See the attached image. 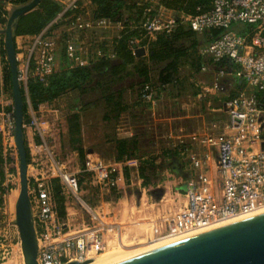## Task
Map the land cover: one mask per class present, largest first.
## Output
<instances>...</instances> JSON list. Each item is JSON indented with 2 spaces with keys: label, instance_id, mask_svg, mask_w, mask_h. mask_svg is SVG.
I'll list each match as a JSON object with an SVG mask.
<instances>
[{
  "label": "built area",
  "instance_id": "2783aa9c",
  "mask_svg": "<svg viewBox=\"0 0 264 264\" xmlns=\"http://www.w3.org/2000/svg\"><path fill=\"white\" fill-rule=\"evenodd\" d=\"M54 1L61 7L55 20L40 34L23 36L25 39L16 49L18 82L23 84L25 90L29 78L45 83L50 75L59 70L62 52L70 68L87 65L90 56L95 59L114 58L112 42H108L101 32L114 27L122 30L127 22L93 19L83 0ZM196 12L181 14L188 29L197 34L213 29L222 30L215 40L199 48V54L211 60L215 74L211 87L204 88V92H223L225 87L222 80L226 81V78L241 81L248 90L224 97L220 112L226 114V122H212L208 131L189 134L175 147L178 152L187 154L190 171L195 176L183 191L182 206L166 213L164 229L154 226L156 239L188 234L264 208V101L260 103L254 94L256 90L264 93V0H212L208 9L201 11L198 7ZM144 15L147 16L144 21L137 25L130 23V26L144 31L142 38L148 42L154 41L161 33L171 32L178 24L173 11L162 5L146 7ZM56 24L59 26L51 31ZM237 24L244 25V28L233 31L231 27ZM58 32H62L61 36ZM140 41L139 38H131L128 47L133 53L143 48L146 54L147 48ZM101 42L106 43L103 49L99 47ZM22 49H26V54L19 67ZM220 63H227L230 67L225 64L219 67ZM208 68L203 65L200 71L206 72ZM169 87L170 84H147L141 90L140 99L154 105L155 100L161 98ZM13 128L14 124L11 123L9 129ZM195 144L203 148L199 155L189 151V146ZM33 150L43 153L45 161L41 156L35 159ZM211 150L217 154V181H213L206 172ZM29 152L30 161L36 166L48 163L46 170L42 166L37 170L29 190L37 235L38 264L88 261L89 252L94 250L97 253L105 249L101 236L103 227L69 230L68 225L58 217L49 188L50 181L58 179L66 192L75 196L81 188L78 179L48 156L45 143H34ZM117 167L118 163H97L92 169L93 183L116 191L123 182L128 181L123 170ZM216 182L219 189L215 192L213 184Z\"/></svg>",
  "mask_w": 264,
  "mask_h": 264
},
{
  "label": "rangeland",
  "instance_id": "374dc122",
  "mask_svg": "<svg viewBox=\"0 0 264 264\" xmlns=\"http://www.w3.org/2000/svg\"><path fill=\"white\" fill-rule=\"evenodd\" d=\"M9 15L8 11L6 22ZM173 15L178 19L179 24L186 27L180 13L173 12ZM130 21L133 23L132 20ZM5 26L6 23L0 25L2 30L5 29ZM242 28L244 25L240 24L231 27L233 31ZM54 29L52 28L51 31ZM120 31L119 28L114 27L103 30L102 35L107 37V41L110 42ZM58 34L61 36L62 32H58ZM198 36L201 41L199 46L201 49L207 43L201 35ZM0 39L4 41V34H0ZM184 44L188 46L189 42L186 41ZM26 49H22L19 55V67L25 60ZM192 59L194 56L192 58L191 53H189L188 57L179 61V71L174 74V78H177V84L164 91L162 97L155 100L154 105L139 102L138 94L142 79L136 75L130 66L122 81L116 84L110 82L109 69H104L93 76L84 93L69 91L52 103L43 104L44 106L42 105L43 107L38 108L37 111L31 108L23 84H19L20 88L25 91L27 104L28 117L24 124L26 137L30 138L31 145L36 143L34 138H39L40 143H45L48 146V156L59 165H63L67 173L75 175L81 187L78 194L73 196L67 193L59 182L66 208L65 216L60 218L61 222L68 224L71 231L93 227H103L104 229L101 236L105 245L107 243V247L102 252L95 253L94 250L89 252L88 261L90 263L114 264L138 253L178 240L170 239L150 243L151 240L155 239L152 227L158 226L159 229H164L166 213L168 214L170 210L182 206L184 197L181 194L194 178L190 167L182 161L185 156L174 153L175 147H178L181 139L185 140L187 135L195 133L198 125L203 124L201 123L202 115L209 118L212 114L205 109L203 97L199 98L198 85L199 82L207 79L211 82L214 81L215 75L206 77L199 72H194L193 67H190ZM109 60L112 63L115 62L114 58ZM163 65L152 63L150 65V78L154 85L159 83L158 74L164 67ZM226 79L229 80V78ZM227 80H222V83H227ZM117 89H122L123 102L128 106V109L115 117L106 104L104 95L115 92ZM73 113L79 115V137L81 141L78 145H81L85 151L83 160L75 151L76 145L70 141L68 133L66 119ZM194 113L201 115L200 121L193 120L191 115ZM11 123L14 124L12 93L9 87L2 86L0 89V131L3 146L5 149H11L14 152L16 171L12 174L6 171L5 186L10 185L12 189L4 196V203L0 208V256L3 260L2 263L24 264L18 230L14 224L16 196L19 193V176L14 128L13 130L9 129ZM119 140H127L130 145L134 144L133 147L129 148L128 156H125L117 167L121 170L126 169L128 181L123 182L116 191L107 190L93 183L92 169L97 163L102 165L116 163L115 148ZM33 153L35 159L41 156L45 161L43 153H37L35 150ZM45 165H41L44 170H46ZM41 166H36L30 161L28 165L29 181H33ZM141 167L145 170L144 175L149 179L147 188L152 190L146 192L147 197L144 196L140 205L138 204L136 208L133 207L132 213L128 211L122 220L120 218L115 220L114 223L121 224L116 225L121 228L120 233H118L116 226L112 229L108 220L100 219L94 211H97L99 202L107 200L106 198L111 195V192H113L112 195L119 197L120 192L122 194L127 185L138 182L139 168ZM217 179V175L213 173L212 180L217 181ZM51 186L50 183V195L52 196ZM213 189L215 192L218 191L217 182L213 184ZM164 192L170 193L173 201L169 197L158 199L159 194ZM150 193L155 194V196L149 198ZM9 196H11L9 199L11 207L8 204ZM29 197L31 202L32 195L30 193ZM119 234L123 235L121 246L118 244Z\"/></svg>",
  "mask_w": 264,
  "mask_h": 264
},
{
  "label": "trees",
  "instance_id": "16d2710c",
  "mask_svg": "<svg viewBox=\"0 0 264 264\" xmlns=\"http://www.w3.org/2000/svg\"><path fill=\"white\" fill-rule=\"evenodd\" d=\"M29 1L31 0H0V24H5L6 17L8 16V11L5 9L4 3L11 4L13 7H19L27 4ZM85 1H88L92 5V9L90 8L89 12L93 19L106 18L112 22L127 21L125 22L123 29L111 40V48L115 55V62L112 63V61L105 58L95 59L93 56H90L87 65L70 68L62 52L59 57V70L50 75L45 83L38 81L36 78H29L27 81V96L30 100L31 108L34 111L38 110L39 105L52 103L69 91L84 93L93 76L107 68L109 69V74L111 76L110 82L116 84L122 81L123 76L128 73V67H132L136 75L142 79L141 88L138 94L139 102L147 103L140 99V93L145 85H154L150 78L151 63L164 64V67L158 74L159 83L154 86L170 84L171 87L177 84V78H174V74L179 71V61L182 58L188 57L189 53H191L192 58L194 56L190 65V67H193L194 72L200 71L203 65L212 66V62L209 58L203 57L199 54L201 41L198 35H201L204 41L208 44L215 40L221 34L222 30L213 29L203 32L202 34H197L179 24L177 19L178 24L171 32L161 33L157 35L154 41L148 42L146 39L142 38L144 31L130 26V20H132L133 24L137 25L138 22L144 21L147 18V16L144 15V9L148 6L147 0ZM211 1L212 0H161L159 4L174 13L189 15L196 14V8L198 7H200L201 11H205L208 9ZM60 11V5L54 0H41L34 8L22 14L15 20L13 25L12 32L14 46L15 37L40 34L44 29L51 25ZM153 14L154 12L151 16ZM58 26L59 25L56 24L52 28ZM131 38L141 39L140 44L147 48V52L144 56H135L128 47V42ZM186 41L189 42L188 46H185L184 44ZM105 46V42L99 44V47L102 49ZM1 64L0 89L4 86L9 87L11 91V74L6 59L3 39H0V65ZM224 64L227 67H230L229 64ZM224 64L220 63L218 66L222 67ZM20 90L23 99L24 125L25 120L28 117L27 104L25 91L21 88ZM121 91L122 89H117L115 92L104 95V100L115 117H118L128 109V106L123 102V93ZM254 94L260 103L264 101V93L262 91L256 90ZM66 121L70 141L76 145L75 151H77L79 158L83 160L85 151L81 145H78L81 141L79 137V115L73 113L67 117ZM23 135L26 148V159L27 164L29 165L30 152L25 140L24 127ZM35 142L40 143L39 138H35ZM133 146L134 144L130 145L127 140L117 141L115 148L116 160L121 161L125 156H128L129 148ZM174 153L178 154V151L175 149ZM82 167L84 168V165H82ZM6 171L11 174L16 171L15 155L11 149H5L2 142V135L0 134V208L3 206L4 196L12 189L10 185L5 186ZM123 173L127 179L128 174L126 173V169L123 170ZM144 173L145 170L143 167L139 168V177L143 180L144 184L147 185L149 179ZM50 183L52 185V196L56 204L57 214L59 218H63L65 216L64 197L61 195L59 180L52 179ZM32 184L33 181L30 180L29 186L32 187ZM2 262L3 260L0 256V264H2Z\"/></svg>",
  "mask_w": 264,
  "mask_h": 264
},
{
  "label": "water",
  "instance_id": "95a60500",
  "mask_svg": "<svg viewBox=\"0 0 264 264\" xmlns=\"http://www.w3.org/2000/svg\"><path fill=\"white\" fill-rule=\"evenodd\" d=\"M41 0H31L15 7L6 22L4 47L11 74L14 116V144L18 154L19 193L15 204V226L18 230L24 264H38L37 235L29 197L28 164L23 135V99L18 82L13 25L22 14ZM135 56H144L138 48ZM264 149V143L262 145ZM187 189V188H186ZM184 189V191L186 190ZM68 263V264H88ZM114 264H264V211L237 221L171 242Z\"/></svg>",
  "mask_w": 264,
  "mask_h": 264
},
{
  "label": "crops",
  "instance_id": "0c3cea01",
  "mask_svg": "<svg viewBox=\"0 0 264 264\" xmlns=\"http://www.w3.org/2000/svg\"><path fill=\"white\" fill-rule=\"evenodd\" d=\"M160 1L161 0H147V3H148V6H154L155 8H157V5H160L159 4ZM83 5L88 10L90 8L92 9V5L88 1L84 0ZM148 6H146V7H148ZM4 7L7 11H9V14L15 8L11 4H8V3H4ZM1 30L2 29L0 27V31ZM24 39L25 38L23 36L15 37V45H16L17 50H18V48H20V43ZM208 67L209 68L206 72H201V71H198V72L203 76L208 77V75H210L212 77L213 75H215L214 70L212 69V66L209 65ZM212 82H213V80H212ZM212 82L209 81L208 79L203 81V82H199V85H198L199 98L203 97L202 100L204 101L205 109L207 111H210L212 114H211V117H209V118L203 117V115H202L201 123H203V124L198 125L196 132L192 133V134L204 133V132L208 131L210 124H212V122H215V121L216 122L221 121L222 123L224 121L226 122V120H227L226 114L224 112H220V105H221V102L224 99V97L227 95L233 96V95H236L240 91L248 90L246 85H244V83H242L241 81H238L237 79L229 78V80H227V83H224L225 88H224L223 92H219L216 90L204 92L203 89L211 87ZM191 117H193L194 121H200L199 118H201V115L200 114L197 115V113H194L193 115H191ZM206 120H207V122L208 121L209 122L208 123L205 122ZM25 140H26L28 148L30 149V147L32 146L30 143V138L28 136L26 137V135H25ZM34 140H35V138H34ZM189 149H190L189 151H191V154H195V155H199L203 151V148L198 146L197 144H195L191 147L189 146ZM178 155L185 156V159H183L182 161H184V163L188 165L187 154H183V153L178 152ZM216 158H217L216 151L211 150L210 159L207 162V168H206V172L208 173V175L211 178L213 177V173L216 174ZM115 162L120 163V162H122V160L121 161L116 160ZM144 163H146V162H144ZM138 179H139L138 182L131 183L130 185H127L126 187L124 186L125 188H124L122 194L120 192L119 197H117L118 195L117 196L112 195L113 192H111L110 193L111 195L106 198L107 200L101 201V202L98 201L99 206L96 209L97 211L93 210L100 219L103 218L104 220H108V222L112 226V229H114V227L117 224L121 225L120 223H114L115 220H117L118 218H120V220H122L124 218L125 214L128 213V211L132 213L133 207L136 208L138 206V204L140 205V203L143 201L144 196L147 197L146 192H151L152 189L147 188V186H149L148 183H147V185H145L143 180L140 177ZM113 191H115V190H113ZM183 193L181 194L182 196H183ZM153 196H155V194L150 193L149 198H153ZM168 197H169V199H172V195L170 193L164 192L162 194H159L158 199L159 198L160 199H165V198L167 199ZM172 201H173V199H172ZM65 210H66V208H65ZM116 229H118V233H120L121 228L116 226ZM152 230H154V227H152ZM121 237H123V235L119 234L118 235L119 246H121L123 243V239ZM164 240L165 239H156L155 238V239L151 240L150 243H158V242L164 241ZM105 247H107V243H106ZM2 264H5V263H2Z\"/></svg>",
  "mask_w": 264,
  "mask_h": 264
},
{
  "label": "bare ground",
  "instance_id": "6f19581e",
  "mask_svg": "<svg viewBox=\"0 0 264 264\" xmlns=\"http://www.w3.org/2000/svg\"><path fill=\"white\" fill-rule=\"evenodd\" d=\"M10 197H11V196H9V198H8V204H9V207H11V206H10V201H9ZM16 197H18V195H17ZM16 201H17V199H16ZM10 209H11V208H10ZM262 210H264V208L261 209V210H259V211L253 212L252 214H249V215H247V216H242V217L232 218V219L226 220V221H224V222H222V223L216 224V225H214V226H210V227H207V228H204V229H200V230H197V231H194V232L188 233V234L175 236V237L168 238V239H165V240H170V239H178V240H180L179 238L183 239V238H186V237H189V236H192V235L198 234V233L201 232V231H206L207 229L209 230L210 228L213 229V227H217V226L223 225V224H225V223H227V222L234 221V220L237 221V220H239V219H242V218H245V217H248V216H251V215L257 214V213L261 212ZM13 211H14V210H13ZM14 215H15V211H14ZM175 241H177V240H175ZM171 242H174V241H171ZM171 242L165 243L164 245L169 244V243H171ZM161 246H163V245H161ZM159 247H160V246H159ZM156 248H157V247H156ZM152 249H155V248H152ZM152 249H150V250H152ZM139 250H140V249H139ZM146 251H149V250H146ZM146 251H144V252H146ZM144 252H141V253H144ZM141 253H138V254H136V255H139V254H141ZM136 255H134V256H136ZM132 257H133V256H132ZM129 258H130V257H129ZM117 262H118V261H117ZM93 263H95V262H93ZM93 263H88V264H93ZM97 263H98V262H97ZM98 264H99V263H98Z\"/></svg>",
  "mask_w": 264,
  "mask_h": 264
}]
</instances>
